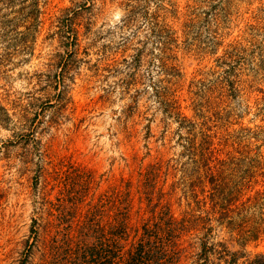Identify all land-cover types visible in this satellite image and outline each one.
Listing matches in <instances>:
<instances>
[{"label":"rangeland","instance_id":"1","mask_svg":"<svg viewBox=\"0 0 264 264\" xmlns=\"http://www.w3.org/2000/svg\"><path fill=\"white\" fill-rule=\"evenodd\" d=\"M209 166L264 191V0H0V264H50L126 193L130 226L150 195L190 220L166 264L264 256V205L220 220Z\"/></svg>","mask_w":264,"mask_h":264},{"label":"trees","instance_id":"2","mask_svg":"<svg viewBox=\"0 0 264 264\" xmlns=\"http://www.w3.org/2000/svg\"><path fill=\"white\" fill-rule=\"evenodd\" d=\"M220 174L217 166L208 167V178L215 191H211L210 196L206 197L213 207L212 213L219 215L220 220L230 218L229 214L233 206L235 209L233 212L239 210V215L264 205V191H257L244 201L242 200L245 194L235 196L232 191H220L223 189ZM150 196L148 205L150 217L140 218L141 221L137 225L130 226L132 215L129 204H126L129 197L126 193L122 194L120 200V204L126 207H120L113 220H109L102 226L96 235V232L85 233V226H80L73 234L69 232L62 239V244L58 240L59 234L56 235L49 247L51 249L48 253L50 264H166L176 258L180 254L176 247L177 238L187 231V223H190V220L186 217L180 221L176 219L170 207L167 204L163 205L165 200L163 194H160L157 200L158 205L151 208L154 196ZM139 211L138 214L142 212V209ZM246 222L243 223L246 224ZM244 229L243 225L242 231ZM258 234L264 235V229L254 231V235L249 238H257ZM238 255L224 250L219 256L225 264H235ZM246 263L264 264V256Z\"/></svg>","mask_w":264,"mask_h":264}]
</instances>
